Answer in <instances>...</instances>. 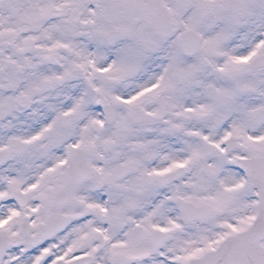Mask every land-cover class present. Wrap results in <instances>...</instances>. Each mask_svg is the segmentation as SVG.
I'll return each mask as SVG.
<instances>
[{
	"label": "snow or ice",
	"instance_id": "obj_1",
	"mask_svg": "<svg viewBox=\"0 0 264 264\" xmlns=\"http://www.w3.org/2000/svg\"><path fill=\"white\" fill-rule=\"evenodd\" d=\"M0 264H264V0H0Z\"/></svg>",
	"mask_w": 264,
	"mask_h": 264
}]
</instances>
